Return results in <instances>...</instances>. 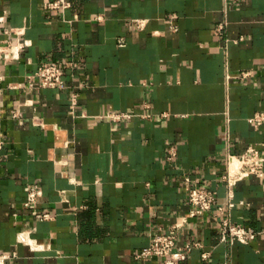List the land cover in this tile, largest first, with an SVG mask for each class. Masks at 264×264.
<instances>
[{
  "label": "crops",
  "instance_id": "crops-1",
  "mask_svg": "<svg viewBox=\"0 0 264 264\" xmlns=\"http://www.w3.org/2000/svg\"><path fill=\"white\" fill-rule=\"evenodd\" d=\"M47 1L0 0V42H30L0 69V252H15L5 264H156L134 252L188 213V187L224 202L226 154L264 142V118L250 120L264 112V0ZM71 57L63 87L27 83L44 60ZM32 186L41 195L23 206ZM217 213L264 228V177L238 181ZM187 241L200 245L180 264H264V231L221 242L212 210L182 225Z\"/></svg>",
  "mask_w": 264,
  "mask_h": 264
},
{
  "label": "built area",
  "instance_id": "built-area-1",
  "mask_svg": "<svg viewBox=\"0 0 264 264\" xmlns=\"http://www.w3.org/2000/svg\"><path fill=\"white\" fill-rule=\"evenodd\" d=\"M44 5L49 8H66L70 5L69 0H50L44 2ZM5 12L0 14V26L5 20ZM136 25L142 28L145 24V19L134 18ZM170 27L176 29L174 24ZM225 28L224 22H218L214 26L217 33H223ZM24 27H7L4 32H15L16 34L23 33ZM117 43L122 45L124 43L122 38L117 39ZM30 44L29 40L17 37L14 41L6 39L0 42V69L1 65L18 59L21 49ZM78 62L74 58L63 60L49 59L41 62L35 70L26 75L28 84H32L34 80L38 81L41 87H55L60 88L64 86V69L65 67L75 68ZM250 74L249 70H239L238 76L245 77ZM2 75L0 73V79ZM77 102V93L71 90L70 107L71 112ZM108 115L113 119H118L123 115V112H108ZM11 116H18V110H14ZM264 118V112H256L250 120L260 121ZM40 125H43L42 123ZM3 147V140L0 139V151ZM175 155V148L173 145L168 146V153L166 158L172 159ZM251 175L264 177V142L260 146L249 145L244 152L239 154L227 153L224 160V169L220 174L221 182L227 188V198L224 202L217 201L216 191L209 187L192 185L187 190V201L189 204L188 213L186 215L177 216L175 221L169 226L166 231H158L153 233L147 246L138 249L134 252L136 260L146 259L150 257L159 258L156 264H180L187 256V253L193 248L200 245L199 241H187L183 245L176 243V237L179 229L188 218L199 215L207 210H212V216L215 221V226L219 233L221 242L230 244L234 241L248 243L254 239L257 234L264 231L256 229L246 224L234 223L230 220L229 214L218 215V211H225L232 203L233 187L235 184ZM41 195V189L37 186H32L27 190L26 197L23 200V206H28L38 200ZM43 217H49L48 213L42 214ZM17 240L25 242L31 248H40V244L34 240L23 235L22 232L17 234ZM15 252H0V264L12 258ZM208 255L207 251L202 252L201 256L205 258Z\"/></svg>",
  "mask_w": 264,
  "mask_h": 264
}]
</instances>
